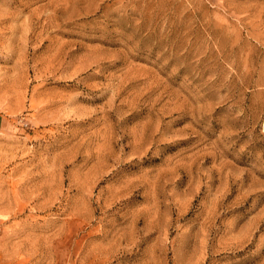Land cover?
<instances>
[{
	"label": "rangeland",
	"instance_id": "1",
	"mask_svg": "<svg viewBox=\"0 0 264 264\" xmlns=\"http://www.w3.org/2000/svg\"><path fill=\"white\" fill-rule=\"evenodd\" d=\"M0 264H264V0H0Z\"/></svg>",
	"mask_w": 264,
	"mask_h": 264
}]
</instances>
